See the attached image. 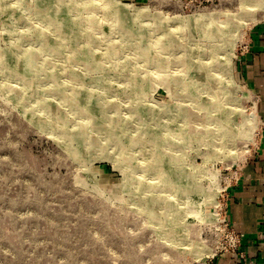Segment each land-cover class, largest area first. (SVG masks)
<instances>
[{
    "label": "rangeland",
    "instance_id": "1",
    "mask_svg": "<svg viewBox=\"0 0 264 264\" xmlns=\"http://www.w3.org/2000/svg\"><path fill=\"white\" fill-rule=\"evenodd\" d=\"M240 2L0 0V264H210L260 140L234 63L264 10Z\"/></svg>",
    "mask_w": 264,
    "mask_h": 264
},
{
    "label": "crops",
    "instance_id": "2",
    "mask_svg": "<svg viewBox=\"0 0 264 264\" xmlns=\"http://www.w3.org/2000/svg\"><path fill=\"white\" fill-rule=\"evenodd\" d=\"M245 46L234 70L255 98L260 140L227 195V218L240 235L239 249L218 253L210 264H264V22L250 29Z\"/></svg>",
    "mask_w": 264,
    "mask_h": 264
},
{
    "label": "bare ground",
    "instance_id": "3",
    "mask_svg": "<svg viewBox=\"0 0 264 264\" xmlns=\"http://www.w3.org/2000/svg\"><path fill=\"white\" fill-rule=\"evenodd\" d=\"M91 2H87V6H88V8L87 9H89L90 7L91 8H93L92 7V5L90 4ZM240 4H241V9H242V11H249V10H253L254 12H255V10H264V0H241V2H240ZM21 5V4H20ZM19 5V6H20ZM18 8V7H17ZM244 9V10H243ZM117 10V11H116ZM115 10V14L116 15H118V16H120L121 17V15H120V10L119 9H116ZM2 11V10H1ZM19 11H21V10H19ZM252 12V11H251ZM245 13V12H244ZM249 13V12H248ZM43 14V13H42ZM46 14V13H45ZM45 16V15H44ZM122 19H123V17H121ZM121 18H119V17H115V18H113V23H112V26L113 25H115L117 28H119V29H127L126 27H124L123 26V20L121 19ZM57 19V18H56ZM121 19V20H120ZM53 20H55V18H52V22L54 23L53 25H56V24H58V22L56 21H53ZM75 21H77V20H75ZM74 21V23H73V28H71V27H69V29H70V31H69V33H67V38L69 39V40H71L72 38H73V36H75V34L77 33V30H78V28H79V26H80V22L78 21V22H75ZM94 22V21H93ZM14 24V23H13ZM100 24V23H99ZM11 29H12V31H13V28L11 27ZM10 29V30H11ZM75 29V30H74ZM10 32V31H9ZM124 32H125V34H129L130 33V30H124ZM89 35V34H88ZM105 35V34H104ZM215 34H212L211 33V36L213 37ZM168 36H169V34H168ZM128 37V36H127ZM173 37V36H172ZM171 39V38H170ZM172 40V39H171ZM89 41V40H88ZM87 41V42H88ZM124 41V40H123ZM126 41V40H125ZM128 41V40H127ZM91 42H93V41H91ZM162 42V40H157V41H155V42H151L150 44L151 45H160V44H162L161 43ZM90 43V42H89ZM94 43V42H93ZM112 43V42H111ZM86 44V43H85ZM94 46H95V44H94ZM113 46V45H112ZM91 47V46H90ZM122 48V47H121ZM159 48V47H158ZM13 49H15V51L14 52H12L9 56L10 57H12L13 58V60H15V62L13 61V65H11V66H8V67H6V69L4 70V74H5V76L7 75V76H11V75H16V74H18V77H21L20 79H22L23 81H25V82H29L30 81V77L29 76H26V75H22V74H20V73H18V72H16V70H15V67H16V64L18 63V62H20V61H23V60H26L27 62H29V63H31L32 62V60L34 59V56H31V55H28L27 53H25V52H22L19 48H13ZM120 49V48H119ZM146 49V48H145ZM104 56H109V58L110 57H112L113 55H114V53L115 54H117V52L115 51V48H113V47H106L105 49H104ZM120 51V50H119ZM159 51V50H158ZM82 52H83V57H85L86 58V62L88 63L89 62V57H88V50L87 49H85V50H83L82 49ZM149 52V51H148ZM146 53V52H145ZM160 53H162V52H160ZM148 54V53H147ZM4 56H6V55H4ZM4 56H2L1 57V59H0V62L4 59ZM101 56V55H100ZM144 57H145V55H144ZM36 58V57H35ZM36 61V60H35ZM202 65H203V63H202ZM201 65V66H202ZM87 66V65H86ZM115 67V66H114ZM206 69V68H205ZM203 71V70H202ZM113 72V71H112ZM206 73H207V71H206ZM118 74V73H117ZM208 74V73H207ZM116 75V74H115ZM211 75V74H210ZM34 76V75H33ZM131 76V75H130ZM204 76V75H203ZM191 77V76H190ZM206 77H208V75L206 76ZM210 77H212V76H210ZM202 78V77H201ZM210 79V78H209ZM212 79V78H211ZM32 80V79H31ZM191 80V79H190ZM195 80H196V78H195ZM184 81V80H183ZM187 81V80H186ZM196 82V81H195ZM200 82H202V80L200 81ZM180 84V83H179ZM186 84V83H185ZM189 84V83H188ZM188 84H187V86H188ZM191 84V83H190ZM204 84V83H203ZM206 84V83H205ZM208 84V83H207ZM183 85H184V83H183ZM232 85H233V83H232ZM194 86V85H193ZM183 87V86H182ZM184 87H186V86H184ZM199 87H202V86H199ZM212 87V86H211ZM235 87V86H234ZM215 88V87H214ZM217 88V87H216ZM215 88V89H216ZM211 89V88H210ZM212 90V89H211ZM74 91V90H73ZM197 91V90H196ZM190 94V93H189ZM198 94V93H197ZM200 97V96H199ZM198 97V98H199ZM217 97V96H216ZM213 98V97H212ZM215 98V97H214ZM69 101H71V102H74L73 101V99H71L70 98V100ZM101 101H102V99H101ZM218 103V102H217ZM206 106V105H205ZM99 108V107H98ZM114 108V107H113ZM205 108V107H204ZM110 109V108H109ZM108 109V110H109ZM80 110H83V111H89V109L87 108V107H85V106H79L78 107V111H80ZM96 110V108L94 109V111ZM100 110H101V108H100ZM102 110H103V108H102ZM107 111V110H106ZM106 114V113H105ZM140 116L141 115H143V113H141V112H139L138 113ZM104 115V114H103ZM139 118V117H138ZM164 118V117H163ZM104 120L109 124V128H111L112 126H118V124H121L122 122L121 121H118L117 119H107V117H106V115L104 116ZM171 121V120H170ZM161 122V121H160ZM52 123V122H51ZM52 125H53V123H52ZM167 125V124H166ZM162 129L164 130V131H168V128L166 127V126H164L163 125V127H162ZM170 129V128H169ZM114 130V129H113ZM180 134V133H179ZM177 135V134H176ZM177 138V137H176ZM166 143V142H165ZM172 144V143H171ZM185 145V144H184ZM166 146V145H165ZM168 146V148H169V145H167ZM166 146V147H167ZM217 146V145H216ZM171 147H173V146H171ZM179 147V146H178ZM162 149V148H161ZM172 149H174V148H172ZM161 152V151H160ZM159 152V153H160ZM182 152V151H181ZM170 154V153H169ZM213 154V153H212ZM161 156V155H160ZM163 156H164V154H163ZM213 156V155H212ZM211 157V156H210ZM156 159V158H155ZM170 159H168V161H169ZM154 161V160H153ZM136 168V167H135ZM134 167H129V171L130 172H132V171H135L136 169H135ZM150 168V167H149ZM155 168L156 167H154V170H155ZM137 171V170H136ZM160 171V170H159ZM163 171V170H162ZM167 172V171H166ZM146 173V172H145ZM212 174V173H211ZM162 177V176H161ZM195 185V184H194ZM155 187H157V186H155ZM166 187H168V185L166 186ZM195 188V187H194ZM153 189H155V188H153ZM182 189V188H181ZM157 192V191H156ZM183 192V191H182ZM179 193V192H178ZM183 194V193H182ZM189 194V193H188ZM193 194V193H192ZM179 195V194H178ZM187 195V194H186ZM176 197V196H175ZM184 196L183 195H179L177 198H179V200H182V199H180V198H183ZM190 197V196H189ZM167 200V199H166ZM169 201V200H168ZM184 201V200H183ZM171 202V201H170ZM165 203V202H164ZM183 203V202H182ZM160 203H154V206H158ZM151 205H152V207H153V203H151ZM164 205V204H163ZM166 207V206H165ZM192 208H194L193 206H191ZM149 212H151V213H153L154 212V210L153 209H150L149 210Z\"/></svg>",
    "mask_w": 264,
    "mask_h": 264
},
{
    "label": "built area",
    "instance_id": "4",
    "mask_svg": "<svg viewBox=\"0 0 264 264\" xmlns=\"http://www.w3.org/2000/svg\"><path fill=\"white\" fill-rule=\"evenodd\" d=\"M246 48V46L243 48V50ZM226 207L224 210V215L222 219L219 222V227L221 229V233L224 237V246L222 250H220L218 253L222 252H230V253H235L238 251L239 246H240V235L237 233V231L234 229L232 224L227 218V213H226ZM217 253V254H218Z\"/></svg>",
    "mask_w": 264,
    "mask_h": 264
}]
</instances>
